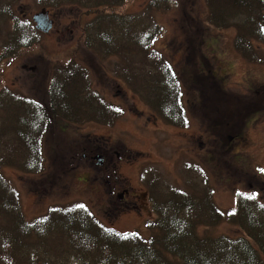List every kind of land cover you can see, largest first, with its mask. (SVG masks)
<instances>
[{
	"label": "rangeland",
	"instance_id": "1",
	"mask_svg": "<svg viewBox=\"0 0 264 264\" xmlns=\"http://www.w3.org/2000/svg\"><path fill=\"white\" fill-rule=\"evenodd\" d=\"M149 1L127 0L114 12L148 16L162 26L153 47L160 59L173 66L186 128L165 122L131 84L117 77L119 58L99 57L85 47L83 27L93 11L76 1L46 6L55 21L48 34L39 32L34 45L12 58L3 53L0 89L6 86L18 97L47 105L53 69L75 62L90 85V90L86 84L79 86L78 98L95 93L121 111L109 125L71 114L64 119L51 115L41 141L42 171L2 169L26 220L51 206L84 203L107 227L146 237L147 225L155 217L147 198L149 181L194 195L204 190L224 213L234 207L238 191L251 195L255 189L264 202V34L260 39L250 37L246 58L235 46L237 29H216L209 23L206 0H169L170 7L155 12L148 11ZM41 2L0 0V6L6 3L5 9L32 25ZM258 16L264 20V14ZM145 23L150 25V20ZM10 28L9 19H0V54ZM128 55L139 67L136 72L143 73L140 50L130 48ZM149 69L145 65L144 70ZM103 102L100 107L105 112ZM83 103L87 104L77 100V106ZM84 147L93 150L92 155L101 149L125 152L126 157L120 163L114 158V164L121 185L129 188L126 200H134L133 206L107 193L108 180L102 178L97 160L82 157ZM197 235L234 237L239 229L224 217L212 226L199 225Z\"/></svg>",
	"mask_w": 264,
	"mask_h": 264
},
{
	"label": "trees",
	"instance_id": "2",
	"mask_svg": "<svg viewBox=\"0 0 264 264\" xmlns=\"http://www.w3.org/2000/svg\"><path fill=\"white\" fill-rule=\"evenodd\" d=\"M40 1L42 8L59 2ZM67 1L93 11L83 27L85 47L99 57L119 58L114 71L117 77L131 84L165 122L184 127L182 94L173 66L160 59L153 47L162 26L148 16L115 13L114 8L127 0ZM168 2L150 0L147 9L161 11L170 7ZM206 4L211 25L237 29L236 49L247 58L250 37L260 39L264 34V20L258 16L264 14V0H206ZM5 6H0V19H9L11 28L1 60L3 53L12 58L31 47L40 34L32 28L33 23L16 17ZM130 48L140 50L143 73L136 72L139 67L128 55ZM145 65L150 69L144 70ZM84 76L75 62L55 67L47 105L18 97L6 86L0 89V264H264V202L255 189L251 195L238 191L234 207L224 213L204 190L197 196L178 186L164 188L149 181L147 198L155 217L147 225L146 237L107 227L84 203L51 206L31 221L24 218L2 169L13 167L32 174L42 171L41 141L49 117L64 119L71 114L109 125L121 114L119 107L106 105L95 93L78 98L80 85L86 84L90 90ZM74 93L75 99H71ZM77 100L87 104L77 106ZM262 177L264 181V174ZM224 217L237 226L239 235H197L199 225L212 226Z\"/></svg>",
	"mask_w": 264,
	"mask_h": 264
},
{
	"label": "flooded vegetation",
	"instance_id": "3",
	"mask_svg": "<svg viewBox=\"0 0 264 264\" xmlns=\"http://www.w3.org/2000/svg\"><path fill=\"white\" fill-rule=\"evenodd\" d=\"M54 23H55V21L53 20V24ZM209 75H210V73H209ZM210 76L213 77V75H210ZM182 105H183V103H182ZM156 113L158 116L159 114L157 111H156ZM185 122L187 123L186 116H185ZM186 123H185V128H186ZM174 127H176V126H174ZM176 128H184V127H176ZM230 141H232V139H230ZM82 151H83V153L86 152V154L84 153L82 155V157L84 159H89V160L93 161L94 163H95V160L97 157H102V163L100 166H98L99 167L98 169L100 171H102V173H103L102 178H105L106 180H108L107 181L108 182L107 193H109L112 198L115 197L119 201H125L127 207L133 206L134 200H131L130 202H127V200H126V196L128 198L129 194H130L129 188H126V186L123 187L121 185L122 182H120L118 180V177L116 176V168H115V164H114V158H116L117 163H120L126 157L125 152H119L116 149H111V150L101 149L98 152H96L94 155H92L93 150L88 149V151H87L86 147L82 148ZM112 175H113V179L110 180L112 178Z\"/></svg>",
	"mask_w": 264,
	"mask_h": 264
},
{
	"label": "water",
	"instance_id": "4",
	"mask_svg": "<svg viewBox=\"0 0 264 264\" xmlns=\"http://www.w3.org/2000/svg\"><path fill=\"white\" fill-rule=\"evenodd\" d=\"M32 22L35 25V30L42 34H48L53 26V20L50 18L49 11L45 8L32 16ZM96 160L97 164L101 165L102 157H97Z\"/></svg>",
	"mask_w": 264,
	"mask_h": 264
},
{
	"label": "snow or ice",
	"instance_id": "5",
	"mask_svg": "<svg viewBox=\"0 0 264 264\" xmlns=\"http://www.w3.org/2000/svg\"><path fill=\"white\" fill-rule=\"evenodd\" d=\"M82 207V206H81Z\"/></svg>",
	"mask_w": 264,
	"mask_h": 264
}]
</instances>
